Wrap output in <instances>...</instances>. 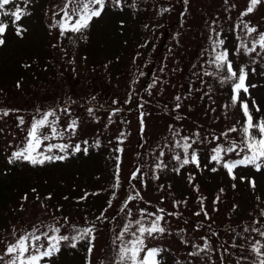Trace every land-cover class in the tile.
<instances>
[{"label":"rangeland","instance_id":"rangeland-1","mask_svg":"<svg viewBox=\"0 0 264 264\" xmlns=\"http://www.w3.org/2000/svg\"><path fill=\"white\" fill-rule=\"evenodd\" d=\"M63 3L64 0L10 3L7 12L14 11L15 5L30 13L20 22L27 29L23 38L15 34L10 15H0V22L9 25L4 37L6 43L0 46V110L19 109L0 116V188L10 186L3 191L6 203L0 206V255L4 256L0 264L9 259L4 255L7 245L41 224L59 226L63 235L75 234L72 225L94 227L95 237L91 254L85 241L75 249L65 242L59 253L42 264H115L120 245L117 235L122 225L128 223L120 208L130 191L129 177L137 166L144 174V184L131 183L140 190L143 200L129 203L132 219L138 218V209L142 208L154 212L157 207H163L166 213L180 214L179 218L166 215L167 223L163 226L167 234L147 241L149 247L162 249L158 257L160 264H252L257 259L251 251L252 245L256 241L264 243V237L251 231L253 227L264 230V216H261L264 170L237 168V179L232 180L225 169L209 163L213 147L224 142L223 137L212 141V136L233 125L239 127L237 121L243 117L239 106H231L230 86L203 75L206 70L212 71L207 64L214 55L212 28L221 33L220 38L231 54L239 43L237 37L244 36L235 25L247 0H228L227 4L224 0H188L187 5L183 0H123L122 10L106 5L101 18L94 19L83 36L67 33L62 37L52 25L60 19L54 13L60 11ZM232 4L236 7L230 8ZM244 20L264 32V3ZM257 53L230 55V58L234 67L245 66L247 83L255 85L249 88L251 99L243 93L241 98L248 99L250 109L252 99L260 105V112L252 109L254 117L259 119L264 117V53L259 49ZM96 82L108 84L107 88L102 87L105 92H97ZM177 95L181 97L179 110H175ZM114 100L118 103L113 104ZM34 104L37 106L32 108ZM139 104L143 107L139 108ZM57 105L70 111V115L58 113L59 126L76 119L78 128L74 135L66 133L64 141L53 143L75 144L87 140L94 145L98 140L100 146L89 147L87 155L81 152L42 166L23 161L9 164L12 152L23 146L35 110ZM89 107L94 109L92 115L87 111ZM115 109L120 111L113 115ZM18 116L24 117L25 125L19 126ZM170 128L181 136L199 132L198 143L193 147L201 169L189 164L177 174L173 169L179 165L171 156L180 149L164 147L162 159L167 168L157 171L159 179H152L150 166L157 162L158 146L173 139ZM121 139L123 143H119ZM228 139L239 142L240 135L231 133ZM117 147L123 151H114ZM117 155L121 187L115 190L116 198L108 208L107 202L114 191ZM225 158L239 157L229 153ZM214 166L218 168L216 172L211 171ZM190 174L194 177L191 183ZM241 176L254 179L256 188L253 190L247 181L241 182ZM86 194L87 198L82 200ZM200 196L206 198L204 204L210 220L193 215L200 210ZM217 196L219 203L214 205ZM184 200L186 204L173 207V201ZM105 208L108 210L104 218L98 219ZM41 212L46 214L41 216ZM27 219L30 222L24 229L23 221ZM256 220L261 223L254 224ZM245 227L250 231L245 232ZM202 236L208 238L212 250L190 256L189 252L197 251L194 245L203 247ZM242 255L250 257L248 263Z\"/></svg>","mask_w":264,"mask_h":264},{"label":"snow or ice","instance_id":"snow-or-ice-1","mask_svg":"<svg viewBox=\"0 0 264 264\" xmlns=\"http://www.w3.org/2000/svg\"><path fill=\"white\" fill-rule=\"evenodd\" d=\"M28 0H25L27 3ZM184 4L187 5L188 0H183ZM225 4L228 0H224ZM10 3L14 4V0H0V15H5L12 18V26L15 30V34L23 38L24 32L27 31L26 28L20 23L27 13L19 6L14 5V11L10 13L5 9ZM264 3V0H247L246 7L238 14V23L235 25L236 29H242L244 36H238L239 41L235 50L230 54L227 47H225V41L221 39V33L215 31L212 28V33L214 37L211 38V51L214 53L207 64L212 71H204V76H209L217 79L221 85L228 84L230 86V101L231 106H239L243 119L237 121L236 125L228 128L226 131H221L219 135H213L212 141H219L221 137L224 138V142L217 144L212 149V154L209 159V163L218 165L226 170L228 176L232 180H236L237 176L235 170L237 168H251L256 172L264 170V117L259 119L255 118L252 109L255 112H260L261 107L257 102L252 99L251 105L249 107L248 99H242L241 94L245 97H250L249 88L255 87V85H249L248 71L245 66L241 65L239 67H234L233 60L230 55L239 56L240 54L251 56L252 53H257V49L261 53H264V32H259L257 27L250 26V24L244 20V17L252 14L257 6ZM111 4L113 7L121 9L123 5V0H64L63 6L60 8L59 12L54 13V16H59V20H55L52 27L57 28L60 36H66L67 33L80 34L89 29L94 19L101 18L105 11L106 5ZM236 5H230V8H235ZM163 12L170 11L169 9H162ZM9 25L0 22V46H3L5 41V35L8 30ZM253 34H256L253 37ZM245 37H253L252 39H246ZM87 39V37H83ZM259 54V53H257ZM86 59V58H85ZM28 67V65H25ZM17 88L20 87L19 82L17 83ZM154 86V84L152 85ZM150 86V87H152ZM92 99H95L93 97ZM175 100L178 102L175 104V110H179L181 97L177 95ZM129 101H125L128 103ZM118 103V101H113V104ZM229 105H225L228 107ZM139 108L143 107V104L138 105ZM12 111H19V109L12 110H0V116H8ZM89 115L93 114L94 109L89 107L87 109ZM120 111V109H115L112 113ZM58 113H63L70 115L68 107L63 105H57L55 107L41 109L37 108L32 115V119L28 124L26 129V136L24 139L23 146L18 150L12 152L8 159V163L12 164L16 161L27 162L32 166H42L46 162H56L64 161L68 159L70 155H75L77 153L83 152L85 155L88 154L89 147H99L100 142L95 141L94 145H90L87 140L83 142H78L75 144L67 142L53 143L52 141H64L65 134L71 133L75 134L78 128V121L72 119L65 126L60 127L61 116ZM179 119L180 117H176ZM19 126L25 125V119L23 116H18ZM111 119V117H109ZM141 132L143 131V113H141L140 120ZM47 129V131H45ZM173 131V139L167 141L159 148L158 155L156 156L157 162L150 166L152 168V179H159L156 174L157 171H163L167 168V164L162 159L165 156L163 151L164 147H170L174 149H180V152L171 156V159L176 161L179 167L173 169L177 174L185 166L192 164L197 169H201L200 158L198 156L197 150L193 145L198 143L199 132L193 133L192 136H181L179 131L170 128ZM231 133H238L240 135V140L237 142L234 139H228ZM120 136L123 137L124 133L121 132ZM176 137H180L176 139ZM195 137V138H193ZM71 139V136L68 137ZM121 139L119 143H123ZM202 143V141H199ZM211 142V141H210ZM82 144L84 145L82 147ZM226 145V146H225ZM117 153L123 151L122 148L117 147L114 149ZM229 153H235L238 159H226ZM217 167H212L211 171L216 172ZM144 174L141 173L139 166L131 173L129 177V189L128 194L123 198L122 206L120 208L121 212L125 213L126 218H128V223L122 225V231L117 235V239L120 241V245L117 249L118 260L115 264H160L158 257L162 249L157 247H149L147 241L149 239H155L158 235L163 236L167 234L168 230L163 226L166 221L167 216H177L179 218L178 212H167L163 207H157L154 212H150L147 208L138 209L137 217L132 219L133 212L129 207L130 202L137 200H143L141 192L135 187L131 182L139 181L142 185L144 184L143 179ZM194 177L189 175V182L191 183ZM113 192L111 198L108 200V208H111L112 201L116 198V191L121 187L120 180V157H116V171L113 177ZM241 182L247 181L249 186L254 190L256 188V181L254 179H248L244 176L240 177ZM163 187V186H161ZM235 188V184H233ZM194 190L198 191V186L194 185ZM35 191V190H33ZM223 192V189L220 190ZM87 194L81 199H86ZM27 199V197H25ZM51 199V197H48ZM205 197H198V203L200 204V210L194 212L193 215L199 217L204 216L206 220H210L211 217L205 208ZM219 196L213 200V204L219 203ZM259 200V197H257ZM163 203V199L161 200ZM187 201H173V207L179 208L181 204H186ZM235 207V206H234ZM59 210V209H57ZM107 208L103 209L101 216L98 219L104 218V212H107ZM214 211L218 209L214 208ZM261 216H264V210L261 212ZM67 218H65L66 220ZM254 224H259L261 221L256 220ZM197 226V230H198ZM72 232L75 234L63 235L61 233V228L59 226H54L51 224H41L39 226H34L33 229L24 235H20L15 243H10L4 249V255L8 256L9 259L5 264H42V261L48 259L50 260L54 255L61 251V245L67 242L68 246L75 249L81 241H85L89 247L87 249L88 253L91 254L93 251V241L95 239L93 232L94 227H82L77 228L75 225L71 226ZM245 232L250 231L248 227L244 228ZM252 232H258L261 237H264V230L258 228H251ZM52 233V235H49ZM215 234V233H213ZM127 237V239H126ZM203 247L199 245H194L197 251L189 252L190 256H197L200 252L211 251V245L207 237L202 236ZM187 243L186 241H184ZM236 245H233L235 247ZM242 247V246H241ZM251 251L255 254L256 260L252 261V264H264V243L256 241L252 247ZM246 259V258H245ZM0 260H4V256L0 255Z\"/></svg>","mask_w":264,"mask_h":264},{"label":"trees","instance_id":"trees-1","mask_svg":"<svg viewBox=\"0 0 264 264\" xmlns=\"http://www.w3.org/2000/svg\"><path fill=\"white\" fill-rule=\"evenodd\" d=\"M57 61V60H56ZM56 69L58 70V72H59V74L61 75V69L58 67L57 68V62H56ZM66 76H67V73L64 71L63 72ZM96 81H97V79H96ZM96 84H99V86H98V93L99 92H105L104 91V89L102 88L103 86H106V88H107V86H108V84L107 83H104L103 85H101L99 82H96ZM52 100H56V99H52ZM46 103H48V101L46 102ZM38 104V103H37ZM37 104H34V105H31L32 106V108H34V107H36L37 106ZM10 188V186L9 185H4V186H2L1 188H0V206L2 205V204H5L6 203V197H5V195H4V193H3V191L6 189V190H8ZM41 216H44L45 214H46V212L44 213V212H41V213H39ZM24 222V225H23V228L25 229V225L27 224V225H29V220L27 219V220H25V221H23ZM246 258V259H245ZM242 259L243 260H245V263H248V261L250 260V257L248 256V257H245V256H243L242 255Z\"/></svg>","mask_w":264,"mask_h":264}]
</instances>
